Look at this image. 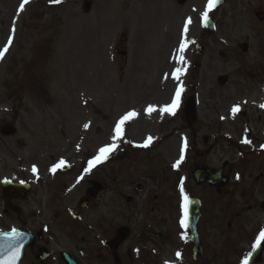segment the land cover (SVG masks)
Returning <instances> with one entry per match:
<instances>
[{
    "label": "rangeland",
    "instance_id": "obj_1",
    "mask_svg": "<svg viewBox=\"0 0 264 264\" xmlns=\"http://www.w3.org/2000/svg\"><path fill=\"white\" fill-rule=\"evenodd\" d=\"M191 2L195 9L199 1ZM22 3L23 0H0V52L8 49L0 60V185L5 180L31 181L35 168L71 167L73 171L62 183L73 179L78 186L70 195L60 196L64 205L58 208L51 184L47 180L42 185L34 184L30 199L16 202L23 210L21 217L5 213L0 194V231L48 227L50 231L42 245L53 253L56 264L61 251L87 252L93 238L87 226L94 216L84 212L83 223L75 226L64 219L66 209H74L89 199L92 158L101 163L96 176L102 177L105 171L111 181V189L96 202L100 205L104 201L109 206L105 215L110 221L111 236L120 227L131 229L128 253L135 251L136 255L139 248L145 256L144 249L152 246L141 247L135 242L137 224L145 217L153 222L148 226H155L159 233L166 226L172 227V223L173 230H179L177 222L186 193L204 203L202 231L212 249L221 244L223 231L230 232L226 224L235 212L241 215V223L257 215V226V221L264 218V210L247 211L250 189L240 195L219 196L211 189L197 187L188 177L194 161L222 168L232 177L228 189L241 191L251 186L256 200L264 202V169L260 170L259 160L253 161L251 151L258 145L253 142L255 134L249 135L253 131L249 72L252 53L259 45L253 37V28L258 24L250 9L235 14V1L229 0L214 16L219 31L207 37V52L200 59L194 53L198 27H189L187 43L178 42L181 23L175 36L167 30L178 18L170 11L168 0H163L160 7L159 0H30L21 11ZM243 42L250 45L251 54L234 53L236 45ZM122 51L127 60L122 59ZM177 69L182 70L179 79L175 78ZM220 76L228 77V85L218 83ZM180 88V102L172 115L166 109L172 106ZM189 97L197 98L199 124L193 130L188 129L180 112V105ZM130 113L135 115L120 124ZM6 124L15 129L13 135L1 134ZM185 135L190 137H186L189 142ZM180 139V152L188 146L192 148L189 165L184 169L176 158ZM153 143L154 149L139 152ZM112 146L106 159L97 160L100 149ZM137 146L139 150L134 152L132 147ZM195 152L205 156L197 160ZM233 166L239 169L233 171ZM240 178L242 183L237 185ZM139 183L145 186L143 192L137 190ZM149 195L152 200L147 204ZM40 200L42 217L34 221L33 213L39 212ZM226 200L233 203L229 205ZM56 211L61 214L56 216ZM76 212L82 214L79 209ZM159 242L160 262L153 259L158 264L169 262L174 248ZM34 253L26 251L21 264H33ZM79 261L89 264L87 260ZM132 261L139 263L135 258Z\"/></svg>",
    "mask_w": 264,
    "mask_h": 264
},
{
    "label": "flooded vegetation",
    "instance_id": "obj_2",
    "mask_svg": "<svg viewBox=\"0 0 264 264\" xmlns=\"http://www.w3.org/2000/svg\"><path fill=\"white\" fill-rule=\"evenodd\" d=\"M151 1H156V0H150ZM170 3V11L173 14H176L179 19H181L186 11L185 6L188 4V2H191V0H168ZM197 3V7L200 6V1ZM235 1V6L233 8L234 13H239L244 11L245 9H250L253 14H256L257 12L264 11V0H234ZM158 7H160V4L163 3V0H159ZM156 6V5H155ZM260 24H264L263 22H260ZM256 30L255 33V40L257 43H260L257 45V50L255 53L256 59L252 60V71L250 73V79L252 81V89L258 91V88L261 87L264 84V71L262 70L261 65L264 64V28L261 27V25H257L254 28ZM260 40V42H259ZM253 122L257 126V128H260L264 125V116H260V111L256 109L255 113H253ZM106 175H104L103 180L99 179V176L94 178L92 181L97 182L101 185V192L98 194L102 196L103 194H106L109 191L110 187V181L106 180ZM97 200L94 199L92 201H89L87 206L85 207V210H89L91 212L90 216H94L91 226L89 227L90 232L92 233L91 235L93 236L92 241L89 243L90 245V251L89 254L95 258L93 261L94 263L92 264H109L110 258L113 255L115 251H117L118 247H112L111 244V232H110V221L105 215V211L109 209V206L103 201L102 204H97ZM262 206V204H261ZM102 214V215H99ZM230 226V225H229ZM238 224H237V229H238ZM156 230V228H155ZM146 232L145 234H147ZM150 234V232H149ZM156 234L160 235V233L156 230ZM173 235L174 237L171 238L168 235L167 240L175 239V235H182L183 233H169ZM153 235V233H151ZM234 235L238 239H246L245 238V232L244 231H238L235 232ZM241 235V236H240ZM243 236V237H242ZM153 240L157 243H159V240L161 237L157 236L154 237L152 236ZM206 240L207 237H203V240L200 237L201 244L203 246V256L199 261V264H207V247H206ZM108 241L107 243H105ZM32 249H35L34 247ZM42 249L38 248L37 251L40 253ZM235 252V248L231 249V253ZM264 256V251L262 254V257L260 261L262 262V258ZM148 258V255H147ZM148 261V260H147ZM145 264V263H143ZM148 264V262H146ZM150 264H158L156 261L153 259L150 261ZM195 264H198L196 262Z\"/></svg>",
    "mask_w": 264,
    "mask_h": 264
},
{
    "label": "water",
    "instance_id": "obj_3",
    "mask_svg": "<svg viewBox=\"0 0 264 264\" xmlns=\"http://www.w3.org/2000/svg\"><path fill=\"white\" fill-rule=\"evenodd\" d=\"M199 54H202V52H200ZM188 115L191 116L192 114H188ZM195 178L199 183L207 181L210 185H216L218 187H222L225 184V181L220 180L219 176L216 177L215 175L210 174L208 171H197L195 173ZM3 188H4L3 194L6 196L7 199H9L10 198L9 193H6L7 186L5 185ZM7 206L9 209H12L13 211L19 213V210L17 208L12 207L9 204H7ZM196 211H198V208L196 210V207L193 206L191 215L193 216L194 220L197 222L199 218V213ZM28 243H29L28 236L25 232H16L14 237L13 235L9 237L0 235V264H5V261H10V258L17 252L19 253V255L16 257L15 264H18L22 258L23 250ZM67 261L69 264H75L72 260L67 259Z\"/></svg>",
    "mask_w": 264,
    "mask_h": 264
},
{
    "label": "snow or ice",
    "instance_id": "obj_4",
    "mask_svg": "<svg viewBox=\"0 0 264 264\" xmlns=\"http://www.w3.org/2000/svg\"><path fill=\"white\" fill-rule=\"evenodd\" d=\"M30 2V0H23V3L20 5V10L23 11L24 10V6L26 4H28ZM57 2H60V0H57ZM217 3V0H209V3H208V10H212L213 7L215 6V4ZM207 17H208V12H205L204 13V18H205V21H207ZM189 23H191V20H189ZM14 31V30H13ZM9 45L11 44V40H9ZM8 49L5 48L3 50V52H0V60L3 59V55L5 52H7ZM181 52H183V46L181 48ZM180 60L183 61V55L180 56ZM182 70L181 69H177V73L178 75L175 77L176 79H179V73H181ZM183 91L182 88H180L177 92H176V99L175 101L173 102L172 106H170L169 108L166 109V111L170 112V114L172 115H175V109L178 107L179 105V102H180V95H181V92ZM239 109L238 108H234L233 111H238ZM151 111V109H150ZM135 113H130L128 116H125L123 117V119L120 121V124H123L125 121H127L130 116H134ZM87 127V126H86ZM120 127L119 125L117 126L116 128V133L117 135L120 134ZM245 143H250V141H247L245 140L244 141ZM114 148V146L112 147H106V148H102L100 149V153L101 155L99 157H97V160H103V159H106L107 158V155L109 154L110 151H112ZM63 163V162H61ZM53 171H55V169H53ZM183 191V189H181ZM13 237L15 235V233L12 234ZM261 237L264 238V232L261 233ZM19 255V253L17 252L16 254H14L11 258H10V261H5V264H15V260H16V257Z\"/></svg>",
    "mask_w": 264,
    "mask_h": 264
}]
</instances>
